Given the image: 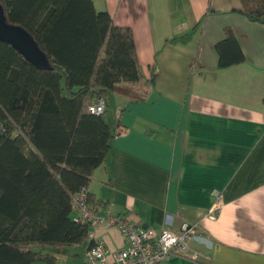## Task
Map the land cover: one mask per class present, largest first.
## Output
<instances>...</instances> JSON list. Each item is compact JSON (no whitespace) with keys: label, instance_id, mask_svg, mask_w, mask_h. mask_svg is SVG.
Returning a JSON list of instances; mask_svg holds the SVG:
<instances>
[{"label":"crops","instance_id":"1","mask_svg":"<svg viewBox=\"0 0 264 264\" xmlns=\"http://www.w3.org/2000/svg\"><path fill=\"white\" fill-rule=\"evenodd\" d=\"M93 1L133 29L142 70L155 77L146 100H110L116 136L89 188L96 214L157 231L198 224L190 245L200 259L176 251L163 264H264V23L244 15L241 0ZM228 26L246 60L220 67ZM215 190L224 205L212 220ZM91 232L110 251L127 246L117 226ZM87 248L48 247L58 264L87 262Z\"/></svg>","mask_w":264,"mask_h":264},{"label":"trees","instance_id":"2","mask_svg":"<svg viewBox=\"0 0 264 264\" xmlns=\"http://www.w3.org/2000/svg\"><path fill=\"white\" fill-rule=\"evenodd\" d=\"M0 2L48 60L39 67L0 41V264H58L48 247L94 244L73 198L86 187L97 206L89 188L116 136L107 108L96 115L89 107L108 106L113 95L144 101L155 77L142 70L133 29L93 0ZM241 3L244 15L264 23V0ZM216 49L220 67L246 60L230 26Z\"/></svg>","mask_w":264,"mask_h":264},{"label":"built area","instance_id":"3","mask_svg":"<svg viewBox=\"0 0 264 264\" xmlns=\"http://www.w3.org/2000/svg\"><path fill=\"white\" fill-rule=\"evenodd\" d=\"M106 103L103 100L89 107L91 113L99 115L106 111ZM88 188L84 187L73 198V208L78 216L91 224V228L100 226H117L127 241V246L117 251H110L102 239L96 238L90 232V238L94 244L86 252L88 264H163L176 251L182 256L192 260H198L202 254L194 250L190 242L199 239L202 232L198 224L184 222L179 231L145 226L131 221L128 217L119 214H96L94 208L88 203ZM215 201L209 208L206 216L215 220L218 212L224 205V194L220 190L214 191Z\"/></svg>","mask_w":264,"mask_h":264},{"label":"water","instance_id":"4","mask_svg":"<svg viewBox=\"0 0 264 264\" xmlns=\"http://www.w3.org/2000/svg\"><path fill=\"white\" fill-rule=\"evenodd\" d=\"M0 41L12 45L29 62L39 66L47 67L48 60L46 55L39 48L38 44L23 27L13 25L7 21L5 9L0 2Z\"/></svg>","mask_w":264,"mask_h":264},{"label":"rangeland","instance_id":"5","mask_svg":"<svg viewBox=\"0 0 264 264\" xmlns=\"http://www.w3.org/2000/svg\"><path fill=\"white\" fill-rule=\"evenodd\" d=\"M116 98H119L118 100H121L120 97H118L117 95H114V100H116ZM116 103H118V101H116ZM112 107H113V106H112V103H111V104L107 107V108H108V112L105 114V115H108V114H109V116H107V119H109V120H110V118L113 116V112H114V110H112ZM75 215H76V213H75ZM63 248H67V247H63ZM68 248H70V246H68ZM78 250H80L81 253H82V251H83V247H81V248L79 247ZM65 252H69V253H71V249H66ZM60 258H61V259H60V262L63 261L62 259H64V257L61 256ZM75 258H78V259H77V260H78L77 264H88L87 262H85V260L82 261V259H83L82 256L75 257ZM64 260H66V259H64ZM66 262H67V264H75V259L72 257L69 261L66 260ZM61 264H62V263H61Z\"/></svg>","mask_w":264,"mask_h":264}]
</instances>
